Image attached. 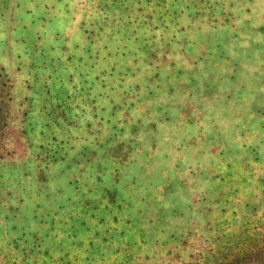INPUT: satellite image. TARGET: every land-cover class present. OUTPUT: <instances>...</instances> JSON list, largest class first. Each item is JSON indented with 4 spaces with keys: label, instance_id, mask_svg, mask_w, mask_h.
I'll return each mask as SVG.
<instances>
[{
    "label": "rangeland",
    "instance_id": "1",
    "mask_svg": "<svg viewBox=\"0 0 264 264\" xmlns=\"http://www.w3.org/2000/svg\"><path fill=\"white\" fill-rule=\"evenodd\" d=\"M0 264H264V0H0Z\"/></svg>",
    "mask_w": 264,
    "mask_h": 264
},
{
    "label": "crops",
    "instance_id": "2",
    "mask_svg": "<svg viewBox=\"0 0 264 264\" xmlns=\"http://www.w3.org/2000/svg\"><path fill=\"white\" fill-rule=\"evenodd\" d=\"M186 67H187V71H185V73L190 77L193 75L191 79H193V82H195V78H196L195 73L197 72L198 67L196 68L195 66L193 70H191L190 62L181 66V68H186ZM183 84H185V82L183 83V81L179 78L177 71L172 72L170 70L160 79L159 86L155 88L154 90L146 93V95H189L191 94V84L190 86H187V87L184 86ZM117 112L119 116L122 114V112L120 111H117ZM145 114L147 115L148 113H145Z\"/></svg>",
    "mask_w": 264,
    "mask_h": 264
}]
</instances>
